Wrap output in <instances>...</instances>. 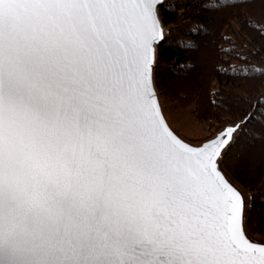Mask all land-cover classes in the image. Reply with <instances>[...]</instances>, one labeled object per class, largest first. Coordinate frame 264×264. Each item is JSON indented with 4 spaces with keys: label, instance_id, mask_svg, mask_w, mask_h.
Masks as SVG:
<instances>
[{
    "label": "snow or ice",
    "instance_id": "6c2138e0",
    "mask_svg": "<svg viewBox=\"0 0 264 264\" xmlns=\"http://www.w3.org/2000/svg\"><path fill=\"white\" fill-rule=\"evenodd\" d=\"M160 2L0 0V264H264L224 166L256 113L198 143L170 127Z\"/></svg>",
    "mask_w": 264,
    "mask_h": 264
},
{
    "label": "trees",
    "instance_id": "16d2710c",
    "mask_svg": "<svg viewBox=\"0 0 264 264\" xmlns=\"http://www.w3.org/2000/svg\"><path fill=\"white\" fill-rule=\"evenodd\" d=\"M158 13L166 30L155 69L160 97L181 109L193 107L196 118L208 123L210 136L245 113H256L228 150L224 166L251 198L250 233L264 239V118L259 115L264 106L257 103L264 94L259 74L264 71V0H166ZM229 48L235 51H222ZM246 67L257 72L231 74Z\"/></svg>",
    "mask_w": 264,
    "mask_h": 264
},
{
    "label": "rangeland",
    "instance_id": "374dc122",
    "mask_svg": "<svg viewBox=\"0 0 264 264\" xmlns=\"http://www.w3.org/2000/svg\"><path fill=\"white\" fill-rule=\"evenodd\" d=\"M160 103L163 114L166 117L167 123L180 137L192 143H198L199 141H202L210 137V132L208 130V123L206 121H199L196 118L195 113L193 111V107H189L187 109H181L176 104L167 102L163 100L161 97H160ZM242 190L245 193V196L247 197V194L243 188ZM247 211H249V207ZM247 229H248V224H247ZM248 232L251 236H253L250 233L249 229ZM254 238L264 240L263 238H258V237H254Z\"/></svg>",
    "mask_w": 264,
    "mask_h": 264
},
{
    "label": "water",
    "instance_id": "95a60500",
    "mask_svg": "<svg viewBox=\"0 0 264 264\" xmlns=\"http://www.w3.org/2000/svg\"><path fill=\"white\" fill-rule=\"evenodd\" d=\"M166 2V0H161V2L157 5V14H158V19H159V21H160V27L163 29V31H164V38H165V36H166V31H165V28L163 27V25H162V22H161V20H160V18H159V13H158V10H159V7L162 5V4H164ZM164 38H163V40H164ZM162 40V41H163ZM161 41V42H162ZM160 42V43H161ZM160 43L158 44V45H156V61H157V49H158V46L160 45ZM155 69H156V62H155V68H154V73H155ZM155 90H156V93H157V95H158V102H159V104H160V106H161V103H160V97H159V94H158V91H157V89H156V86H155ZM161 109H162V107H161ZM162 113H163V111H162ZM248 213H249V211H246V216H247V221H248ZM247 221H246V226H247ZM251 237H253V236H251ZM254 238V237H253ZM255 240H258V241H262V242H264V240H260V239H256V238H254Z\"/></svg>",
    "mask_w": 264,
    "mask_h": 264
},
{
    "label": "bare ground",
    "instance_id": "6f19581e",
    "mask_svg": "<svg viewBox=\"0 0 264 264\" xmlns=\"http://www.w3.org/2000/svg\"><path fill=\"white\" fill-rule=\"evenodd\" d=\"M248 236H249V238H250L252 241H255V242H262V241L255 240L253 237H251V235L249 234V232H248Z\"/></svg>",
    "mask_w": 264,
    "mask_h": 264
}]
</instances>
